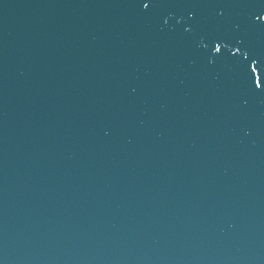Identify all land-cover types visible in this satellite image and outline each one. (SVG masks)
Masks as SVG:
<instances>
[{
  "label": "water",
  "instance_id": "water-1",
  "mask_svg": "<svg viewBox=\"0 0 264 264\" xmlns=\"http://www.w3.org/2000/svg\"><path fill=\"white\" fill-rule=\"evenodd\" d=\"M145 2L0 0V264H264V0Z\"/></svg>",
  "mask_w": 264,
  "mask_h": 264
},
{
  "label": "snow or ice",
  "instance_id": "snow-or-ice-1",
  "mask_svg": "<svg viewBox=\"0 0 264 264\" xmlns=\"http://www.w3.org/2000/svg\"><path fill=\"white\" fill-rule=\"evenodd\" d=\"M149 2H150V0H149ZM149 2H145L144 3L143 6H144L145 9H147L149 7ZM257 18L259 19V17H257ZM219 50H220L219 47H217L216 51L219 52Z\"/></svg>",
  "mask_w": 264,
  "mask_h": 264
}]
</instances>
